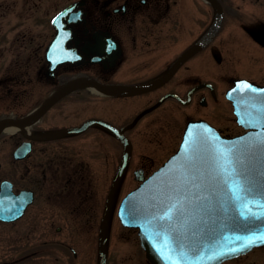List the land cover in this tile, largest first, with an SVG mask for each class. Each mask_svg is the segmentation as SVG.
I'll return each instance as SVG.
<instances>
[{
    "label": "flooded vegetation",
    "instance_id": "flooded-vegetation-1",
    "mask_svg": "<svg viewBox=\"0 0 264 264\" xmlns=\"http://www.w3.org/2000/svg\"><path fill=\"white\" fill-rule=\"evenodd\" d=\"M216 1L221 20L214 34L164 82L132 93L100 85L161 79L211 28L217 6L210 0H0V146L6 148L0 156V189L9 186L17 202L31 198L18 216L0 219V234L7 228L15 235L9 245L14 251H4L0 264H153L137 229L124 225L117 213L120 199L139 183L135 176L147 177L173 153L190 121L204 120L227 137L246 131L233 113L211 117L199 111L222 92L207 62H224L235 38L243 48L264 50V8L257 11L264 0ZM66 87L37 119L25 122L28 132L7 131ZM177 107L186 109L184 117ZM172 118L180 121L178 135L164 144L170 150L156 149L157 158L143 153L147 162L131 168L136 184L123 188L117 199L135 148L134 127L166 128ZM101 121L121 130L131 143L106 211L125 145ZM102 135L110 139L104 151ZM23 146L27 150L21 154ZM112 217L129 234L123 235L126 240H134L124 257L110 252ZM218 264H264V243Z\"/></svg>",
    "mask_w": 264,
    "mask_h": 264
},
{
    "label": "water",
    "instance_id": "water-1",
    "mask_svg": "<svg viewBox=\"0 0 264 264\" xmlns=\"http://www.w3.org/2000/svg\"><path fill=\"white\" fill-rule=\"evenodd\" d=\"M210 1L218 9L213 25L205 35L181 53L161 79L141 85H100L101 88L139 93L164 82L180 62L196 52L218 28L221 8L216 0ZM242 82L258 91L253 92ZM259 90H264V86L236 79L233 87L226 92L234 105L237 121L250 128L249 131L225 138L204 122L189 123L178 149L122 199L119 216L124 224L138 227L141 244L153 264H218L240 252L221 255L227 252V248H238L248 237L256 238L264 234V148L254 146V140L264 136V91ZM66 91L68 87L55 92L36 111L23 117L22 121L37 119ZM107 125L125 144V150L107 195L105 211L130 151V143L121 130ZM219 164L226 165L229 171L235 169L236 179L244 187H250L252 194L244 200H236L232 193L235 186L231 180L225 182L218 171ZM136 178L141 179L138 175ZM8 187L5 189L2 184L0 189L2 220L18 216L31 200L30 197H23L17 202ZM173 205L175 207L170 210ZM241 211L245 213L244 216H241ZM165 213H168L170 219H160ZM253 214L260 216V219H254ZM236 236L241 239L236 240ZM263 242L257 239L255 244ZM103 254L104 251L102 257ZM209 256L213 258L208 259Z\"/></svg>",
    "mask_w": 264,
    "mask_h": 264
},
{
    "label": "rangeland",
    "instance_id": "rangeland-1",
    "mask_svg": "<svg viewBox=\"0 0 264 264\" xmlns=\"http://www.w3.org/2000/svg\"><path fill=\"white\" fill-rule=\"evenodd\" d=\"M258 5L259 6L257 11H262L264 8V4ZM233 30H238V27H233ZM228 47L229 50L225 52L226 60L224 62H222L221 64H217L214 61H212L211 63L207 62L208 64L206 65V67L212 69V71L215 73L213 79L215 85H219L220 89L223 90L226 86L229 85L228 78L241 76H244L247 79L251 78L264 83V50L257 46H249L248 48H243V45L240 44V41L237 40V38H235V40L230 41ZM143 99H147V97H143ZM212 104L210 105V107L208 106L206 110H201L199 112H205V114H210L211 117H214L215 115H219V117H222V115H224L225 117H227L228 114L232 116L230 103L226 99H224V97H222V92L220 96H216L214 98ZM177 110L181 114V116L184 117L186 109L183 107H177ZM222 111L224 112L221 113ZM210 119L213 121L215 120L214 118ZM178 121H180V119L173 120L172 118L171 120H168L167 124H171L169 126H166V128H152L144 125H138V127H134L131 133H133L135 148L133 150V154L131 155V161L129 163L128 170L124 174V178L122 180L123 183L120 186V189L118 190L117 199L121 196V193L124 191L123 188L130 187L136 184L132 177L133 174L131 168L133 166H137L138 163L147 162L148 158H146L143 153H145L146 155H154L157 158L159 156L156 155L159 154L154 153L156 149L162 148L168 150V146L164 144L166 140L174 138L173 135H178V133H176L178 126L175 128V125H178ZM86 137H88V135ZM101 139L102 149L104 151L106 149L105 146L107 145L108 147V142H110V139L104 135H102ZM114 145L115 144H111V147L113 148ZM117 151L120 154L119 145H117ZM4 152H6V148H2L0 146V156H3ZM155 161L157 160L155 159ZM106 189L107 181L103 178L101 181V192L103 197ZM116 223V218L112 217L110 229V252L114 253L115 257L118 258L124 257L125 255H128V253H130L131 249L128 248L130 246H134V240L127 241L123 235L126 236L129 234L125 230H121ZM4 232L5 233H3L2 235L0 234V256H2L4 251H6V253L14 251L9 249V245H13L12 242H14L15 235L13 234V230H9L6 228V231ZM130 235L132 236L133 233H130Z\"/></svg>",
    "mask_w": 264,
    "mask_h": 264
},
{
    "label": "snow or ice",
    "instance_id": "snow-or-ice-1",
    "mask_svg": "<svg viewBox=\"0 0 264 264\" xmlns=\"http://www.w3.org/2000/svg\"><path fill=\"white\" fill-rule=\"evenodd\" d=\"M242 83H245V87L251 88V90L253 92L258 91L257 89L252 88V86L248 85L246 82H242ZM259 91H264V90H259ZM254 146L257 148H264V136L256 138L254 140ZM224 159L227 160V157H224ZM218 171H219L220 175L223 176L225 182H228L229 180H231L232 184L235 186L232 189V193H233V197L236 200H244L247 198V196L252 194V189L250 187H244L243 185H241L240 181L238 179H236L237 173H236L235 169H232L229 171L227 169L226 165L219 164ZM171 207H175V206L174 205L170 206V210H171ZM240 214H241V216L245 215V213L243 211H241ZM165 217L170 219V217L168 216V213H165V216L160 217V219H164ZM253 218L259 220L260 216L253 214ZM225 239H227V237H225ZM235 239L240 240L241 238L239 236H236ZM257 239L264 241V234L259 235L256 238H253L250 236L244 241V243L240 244V246L238 248L237 247H229V248H227V252L221 253V255L227 254V253H236L238 251H242L245 248L254 245L256 243ZM181 255H183V253H181ZM212 258H213L212 256L208 257V259H212ZM168 259H171V257H169Z\"/></svg>",
    "mask_w": 264,
    "mask_h": 264
},
{
    "label": "bare ground",
    "instance_id": "bare-ground-1",
    "mask_svg": "<svg viewBox=\"0 0 264 264\" xmlns=\"http://www.w3.org/2000/svg\"><path fill=\"white\" fill-rule=\"evenodd\" d=\"M95 89L96 88H93L92 87V89L91 90H94L95 91ZM225 91V88L222 90V92H224ZM223 95V94H222ZM224 96V95H223ZM7 131H9V132H13V131H16V130H18V129H22L24 132H28V125L25 123V122H23V124L20 126V125H9L7 128ZM122 172V171H121ZM121 172H120V176H121ZM119 176V177H120ZM120 179V178H119Z\"/></svg>",
    "mask_w": 264,
    "mask_h": 264
}]
</instances>
